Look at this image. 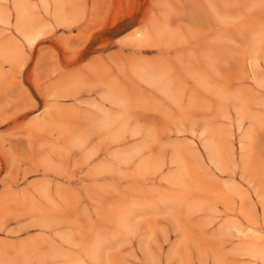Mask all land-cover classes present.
<instances>
[{
  "label": "rangeland",
  "instance_id": "obj_1",
  "mask_svg": "<svg viewBox=\"0 0 264 264\" xmlns=\"http://www.w3.org/2000/svg\"><path fill=\"white\" fill-rule=\"evenodd\" d=\"M23 2L31 43L0 0V264H264L237 234L264 236V0Z\"/></svg>",
  "mask_w": 264,
  "mask_h": 264
},
{
  "label": "bare ground",
  "instance_id": "obj_2",
  "mask_svg": "<svg viewBox=\"0 0 264 264\" xmlns=\"http://www.w3.org/2000/svg\"><path fill=\"white\" fill-rule=\"evenodd\" d=\"M5 2H8V0H3ZM48 4V3H47ZM14 6V11L16 14V29L18 32H20L22 34V36L24 37V39L27 42H32L34 41L35 38H33V31L36 30L34 28V25L31 23V21L28 20V15H27V9L26 6L23 2V0H14L13 3ZM29 14V13H28ZM13 16V14L9 11V7L7 6L6 9H0V22L4 23V24H10L11 22V17ZM55 16V15H54ZM62 16V15H61ZM150 16V15H149ZM63 17V16H62ZM60 18V17H59ZM58 18V19H59ZM61 19V18H60ZM219 19V18H218ZM62 20V19H61ZM29 21V22H28ZM226 22V21H225ZM229 25V24H228ZM251 26V25H250ZM258 26V25H257ZM244 27V26H243ZM37 32V31H36ZM143 33H140V35H142ZM159 36V35H158ZM158 38V37H157ZM155 39V38H154ZM151 42V41H150ZM158 43V42H157ZM158 45V44H157ZM153 47V46H152ZM15 50V49H14ZM16 52V51H15ZM14 52V54H15ZM0 54L1 55H5L6 61L8 62H12L14 60V58L12 56L13 55V49L11 47L10 44H6L5 46L0 45ZM3 58V56H2ZM136 71V70H135ZM147 71V70H146ZM139 78V77H138ZM141 79V78H140ZM198 82V81H197ZM167 84V83H166ZM169 85V83H168ZM165 89V88H164ZM161 92V91H160ZM214 96V95H213ZM229 99V98H228ZM238 105V104H237ZM188 108V107H187ZM238 111V110H237ZM111 115V114H110ZM107 116V115H106ZM106 118V117H105ZM242 118V117H241ZM250 118V117H249ZM115 121V120H114ZM112 123V122H111ZM106 128V127H105ZM109 128V127H108ZM111 130V129H110ZM119 130V128H118ZM256 130V129H255ZM115 131V130H114ZM257 134V133H256ZM118 136V135H117ZM255 137V136H254ZM115 140V139H114ZM206 149L209 150L211 152V159H214V161H218L217 164L219 163L222 167L223 165L221 164L220 160H221V155H220V151L217 149V147H215L213 144L211 143H207L205 145ZM120 159V158H119ZM120 161V160H119ZM118 161V162H119ZM180 163V162H179ZM191 164V163H190ZM112 166V165H111ZM188 168V167H187ZM186 168V169H187ZM224 168V167H223ZM188 170V169H187ZM133 171V170H132ZM140 171V170H139ZM153 172V171H152ZM185 172V171H184ZM143 173V172H141ZM186 173V172H185ZM196 173V172H195ZM104 174V173H103ZM155 175V174H154ZM182 175V174H181ZM129 177V176H128ZM181 177V176H180ZM123 179V178H122ZM174 179V177H173ZM179 179V178H178ZM183 180V179H182ZM172 181V180H171ZM173 182V181H172ZM177 182V181H176ZM175 182V183H176ZM212 182V181H211ZM174 183V184H175ZM179 183V182H178ZM181 183V182H180ZM196 183V182H195ZM208 184V183H207ZM177 185V184H176ZM229 185V184H228ZM231 185V184H230ZM198 187V186H197ZM196 187V188H197ZM229 187V186H228ZM200 188V187H199ZM201 190V189H200ZM209 191V190H208ZM179 193V191H178ZM165 194V193H164ZM208 194V193H207ZM211 194V193H210ZM197 195V194H196ZM215 196V194H214ZM193 197V196H192ZM147 198V197H146ZM175 198V197H174ZM217 200V199H216ZM141 201V200H140ZM144 202V201H143ZM191 202V201H190ZM155 204V203H154ZM157 204V202H156ZM248 204V203H247ZM177 206V205H176ZM202 206V205H201ZM219 206V205H218ZM207 208V207H206ZM199 209V208H198ZM207 210V209H206ZM191 211V210H190ZM251 211V209H250ZM252 213V212H251ZM123 215H121L120 219H121V223L125 225L126 221H127V214L128 212H124L122 213ZM131 214V213H130ZM256 220V219H255ZM182 222V221H181ZM179 224V223H178ZM123 225V226H124ZM132 227V226H131ZM135 230V229H134ZM132 233V232H131ZM237 234L240 238H243L242 240L243 243H247L249 240L253 239L251 241V243H249V245L247 246V250L250 253H254L256 255H259L260 257H264V243L261 244L263 242L264 236L261 235L259 233V231L257 230H253L252 228H249L247 230H243V229H238ZM101 235V234H100ZM105 238V237H104ZM102 239V238H101ZM105 241V240H104ZM111 243V242H110ZM247 245V244H246ZM97 247V246H96ZM55 254V253H54ZM255 255V256H256ZM72 264H80L77 262H74Z\"/></svg>",
  "mask_w": 264,
  "mask_h": 264
}]
</instances>
